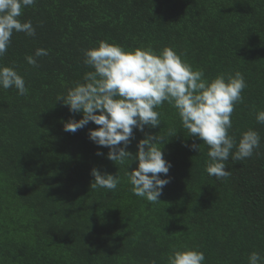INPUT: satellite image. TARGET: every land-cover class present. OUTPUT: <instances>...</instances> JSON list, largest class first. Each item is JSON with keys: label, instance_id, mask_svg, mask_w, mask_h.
Instances as JSON below:
<instances>
[{"label": "trees", "instance_id": "trees-1", "mask_svg": "<svg viewBox=\"0 0 264 264\" xmlns=\"http://www.w3.org/2000/svg\"><path fill=\"white\" fill-rule=\"evenodd\" d=\"M19 19L31 20L36 36L14 32L0 58L28 89L21 96L0 88V264H168L185 248L204 252L205 264L264 257V124L256 121L264 110V0H37ZM100 41L157 54L170 47L209 81L239 71L247 87L229 135L238 143L256 130L260 147L242 161L230 155V175L217 179L206 171L209 147L165 102L156 109L161 125L134 129L127 150L135 155L146 133L163 137L157 147L172 167L160 175L170 182L155 204L134 195L125 172L138 161L108 159L109 148L89 138L93 122L66 132L83 114L57 101L93 70L84 50ZM38 48L48 55L29 65L25 57ZM94 168L118 174L117 189H91Z\"/></svg>", "mask_w": 264, "mask_h": 264}, {"label": "clouds", "instance_id": "clouds-1", "mask_svg": "<svg viewBox=\"0 0 264 264\" xmlns=\"http://www.w3.org/2000/svg\"><path fill=\"white\" fill-rule=\"evenodd\" d=\"M36 2L0 0V58L7 53L14 32L36 36L31 20L19 19L23 9ZM46 55V49L38 48L25 59L29 65L37 66V58ZM83 63L93 70L84 74L82 83L68 89L66 96H57V101L69 106L70 112L83 114L79 120L67 121L64 130L75 133L89 122L99 126L89 131V138L98 146L108 147L107 158L116 164L123 165L130 158L138 161V167L129 171L128 166L125 175L133 194L150 203L161 201L163 188L170 182V178L162 179L160 175L167 176L172 167L162 148L157 147L163 137L146 133L137 144L135 155L127 149L135 138L134 129L144 132L146 126L151 129L161 125L156 109L165 102L177 110L189 135L209 147L206 171L217 179L230 175L224 163L230 155L233 160L242 161L260 147L261 137L256 130L244 132L238 143L229 135L232 113L243 102L242 92L247 87L239 71L234 75L221 73L209 81L202 70H194L170 47L157 54L151 48L126 50L107 41L84 50ZM13 87L21 96L28 92L24 78L15 68L0 64V88ZM256 121L264 124V110L256 113ZM200 145L191 147L200 152ZM97 155L103 153L98 151ZM91 175V189L115 191L120 183L118 174H101L94 168ZM205 260L204 252L195 248L174 250L167 258L168 264H205ZM248 264H264V257L254 251Z\"/></svg>", "mask_w": 264, "mask_h": 264}]
</instances>
